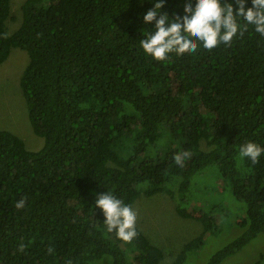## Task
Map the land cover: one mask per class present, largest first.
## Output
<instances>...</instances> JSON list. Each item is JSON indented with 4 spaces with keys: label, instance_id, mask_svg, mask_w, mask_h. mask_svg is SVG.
Returning a JSON list of instances; mask_svg holds the SVG:
<instances>
[{
    "label": "trees",
    "instance_id": "16d2710c",
    "mask_svg": "<svg viewBox=\"0 0 264 264\" xmlns=\"http://www.w3.org/2000/svg\"><path fill=\"white\" fill-rule=\"evenodd\" d=\"M10 1L0 0V64L13 47L27 51L19 83L44 142L30 150L0 130V264H91L104 256L159 264L162 249L137 225L129 242L104 230L98 194L112 191L133 206L141 194L165 192L190 218L192 181L209 165L245 208L242 232L204 264L264 236V155L255 165L239 155L245 141L264 145V38L245 32L231 46L160 62L138 46L141 30L152 27L142 20L152 0H25L13 32ZM161 11L182 15L183 0H165ZM181 150L190 153L183 166L173 160ZM196 219L202 231L172 264H185L217 230L212 212Z\"/></svg>",
    "mask_w": 264,
    "mask_h": 264
},
{
    "label": "rangeland",
    "instance_id": "374dc122",
    "mask_svg": "<svg viewBox=\"0 0 264 264\" xmlns=\"http://www.w3.org/2000/svg\"><path fill=\"white\" fill-rule=\"evenodd\" d=\"M25 0H11L7 27L15 31L22 21V4ZM26 50L13 47L8 58L0 64V130H8L21 137L30 150L39 149L44 142L31 126L28 109L20 87V76L27 65ZM162 141V140H161ZM160 141V142H161ZM206 149L205 140L201 141ZM174 183L170 184L173 187ZM186 205L192 217H182L176 210V201L165 192L151 196L141 194L133 207L137 210L136 225L146 237L164 253L159 264H172L183 244L202 231V223L197 216L209 211L217 218V230L207 232L204 243L189 253L185 264H204L220 248L236 238L243 230L240 221L244 215V204L237 200L224 185L217 167L209 165L198 172L192 181ZM264 264V236L258 235L241 251L225 258L218 264ZM91 264H112L110 256ZM132 264V261H130Z\"/></svg>",
    "mask_w": 264,
    "mask_h": 264
},
{
    "label": "clouds",
    "instance_id": "9594fccd",
    "mask_svg": "<svg viewBox=\"0 0 264 264\" xmlns=\"http://www.w3.org/2000/svg\"><path fill=\"white\" fill-rule=\"evenodd\" d=\"M152 3L142 16L143 23L152 27L141 30L143 38L138 39V46L146 57L155 61L231 46L245 32L264 38V0H183V12L178 16L161 11L165 0H152ZM239 155L255 165L264 155V145L255 140L245 141L240 145ZM189 156L188 151L181 150L174 153L173 160L183 166ZM25 203L22 197L15 207L22 209ZM95 207L102 214L107 233L124 242L136 237L138 213L130 203L108 190L98 194Z\"/></svg>",
    "mask_w": 264,
    "mask_h": 264
}]
</instances>
